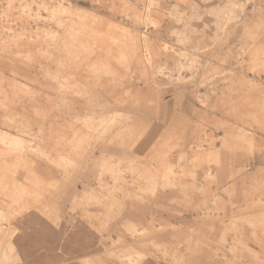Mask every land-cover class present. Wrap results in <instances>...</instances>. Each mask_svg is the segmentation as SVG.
I'll list each match as a JSON object with an SVG mask.
<instances>
[{"label":"rangeland","instance_id":"1","mask_svg":"<svg viewBox=\"0 0 264 264\" xmlns=\"http://www.w3.org/2000/svg\"><path fill=\"white\" fill-rule=\"evenodd\" d=\"M0 264H264V0H0Z\"/></svg>","mask_w":264,"mask_h":264},{"label":"bare ground","instance_id":"2","mask_svg":"<svg viewBox=\"0 0 264 264\" xmlns=\"http://www.w3.org/2000/svg\"><path fill=\"white\" fill-rule=\"evenodd\" d=\"M28 147H29V145H28Z\"/></svg>","mask_w":264,"mask_h":264}]
</instances>
